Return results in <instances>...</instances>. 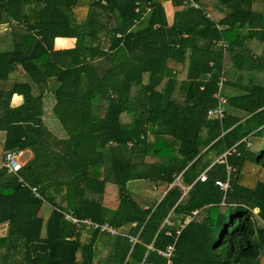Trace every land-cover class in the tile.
<instances>
[{"label":"trees","instance_id":"1","mask_svg":"<svg viewBox=\"0 0 264 264\" xmlns=\"http://www.w3.org/2000/svg\"><path fill=\"white\" fill-rule=\"evenodd\" d=\"M196 1L0 0V264H264V0Z\"/></svg>","mask_w":264,"mask_h":264},{"label":"built area","instance_id":"2","mask_svg":"<svg viewBox=\"0 0 264 264\" xmlns=\"http://www.w3.org/2000/svg\"><path fill=\"white\" fill-rule=\"evenodd\" d=\"M185 4L190 7L191 9H197L200 10V4L196 1V0H185ZM208 18L211 19V16L208 14L207 15ZM219 30H223V28L219 25H217ZM219 45H223L224 47H227L228 44L224 43V42H219L217 43ZM223 86H224V78L221 77L220 78V82H219V91L218 93L215 95L218 103L217 106L214 109H211L208 111V115L210 118H215V119H223L226 116V111H225V107L224 104L226 103V99L225 97L222 95L221 91L223 90ZM21 155H24V152H21L19 154H8L6 157V162L4 163V166L8 168L9 172L12 173H16L19 172L23 167H24V163L26 162H22L21 159ZM201 180H205L206 179V175L202 174L200 176ZM223 190H226L228 188V183L224 182V181H217L216 182ZM33 192L37 193V189L33 188ZM65 219L68 220L69 222H71L72 224L79 226V227H84L90 230H101V231H105V232H109L111 234H117V230L115 228H113L112 226H110L109 224H104L101 225L91 219H78L76 216H74L72 213H66L65 214ZM169 251H171V249H169Z\"/></svg>","mask_w":264,"mask_h":264},{"label":"rangeland","instance_id":"3","mask_svg":"<svg viewBox=\"0 0 264 264\" xmlns=\"http://www.w3.org/2000/svg\"><path fill=\"white\" fill-rule=\"evenodd\" d=\"M167 6H168V4H165V6L162 7V9H164V13H166V10L165 9H166ZM256 8L259 9V10H261L263 7L262 6H257ZM164 17H166L165 14H164ZM0 45L3 48H5V47H8L9 45H12V43L7 38H4V37L0 36ZM58 47H63V46H58ZM14 101L16 103V101H18V98L15 97L14 98ZM52 102L53 101H49L48 102V108H50V106L52 105L51 104ZM54 119H55V121L54 120L53 121L55 123L51 120V118H50L51 121H47V123H49V125L51 126L52 129H54L57 132H60L59 131V129L61 127L60 126V123L55 118V116H54ZM60 133L62 134V131ZM62 137H66L65 133L62 134ZM4 140H5V133L0 132V156L2 155V150H3L2 148H3V142H4ZM20 160L22 162H27L28 161V156L26 154L25 155H21V159ZM0 166H1V164H0ZM203 174H205V173H203ZM135 192H139L140 194H145V195H150V196H155V197H160L161 196V194L160 193H157L155 191V189L148 184V182H144L143 183L141 181L133 182V183L129 184L127 188L121 189L120 195H121V197H129V196H131V193H135ZM6 228L7 227L4 226V225L1 226L0 227V233L1 234H6ZM105 252H102L101 255H105L106 254Z\"/></svg>","mask_w":264,"mask_h":264},{"label":"crops","instance_id":"4","mask_svg":"<svg viewBox=\"0 0 264 264\" xmlns=\"http://www.w3.org/2000/svg\"><path fill=\"white\" fill-rule=\"evenodd\" d=\"M165 4H168V6L165 9L166 13H164V9H162V7L165 6ZM160 12H161V22H162V24L165 25V26H171L173 24V22H174V13H175V8L173 7L172 3L171 2H166V3L161 4L160 5ZM164 14H165L166 17H164ZM63 40H68L69 41L68 44L64 45L63 47H58L57 44H56V49H65V48L74 47L75 41L73 39H63ZM17 98H18V101H16V103H15V101H13L15 105H18L21 102V98L20 97H17ZM25 154L28 156V160H30L33 157V152L30 149L25 150L24 151V155Z\"/></svg>","mask_w":264,"mask_h":264}]
</instances>
